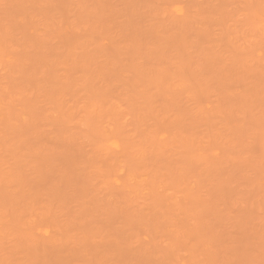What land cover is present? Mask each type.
<instances>
[{"label": "rangeland", "instance_id": "obj_1", "mask_svg": "<svg viewBox=\"0 0 264 264\" xmlns=\"http://www.w3.org/2000/svg\"><path fill=\"white\" fill-rule=\"evenodd\" d=\"M57 1L0 0V264H264V0Z\"/></svg>", "mask_w": 264, "mask_h": 264}, {"label": "bare ground", "instance_id": "obj_2", "mask_svg": "<svg viewBox=\"0 0 264 264\" xmlns=\"http://www.w3.org/2000/svg\"><path fill=\"white\" fill-rule=\"evenodd\" d=\"M8 1H9V0H8ZM33 1H34V0H33ZM55 1H57V0H55ZM81 1H82V0H81ZM81 1H80V2H81ZM84 1H85V0H84ZM86 1H87V0H86ZM86 1H85V2H86ZM94 1H95V0H94ZM57 2H58V1H57ZM85 2H84V3H85ZM112 2H113V1H112ZM139 2H140V1H139ZM7 3H9V2H7ZM101 3H102V2H101ZM25 4H26V3H25ZM27 4H28V3H27ZM65 4H66V3H65ZM81 4H82V3H81ZM96 4H97V3H96ZM102 4H103V3H102ZM113 4H114V2H113ZM118 4H120V2H119ZM16 5H17V4H16ZM22 5H23V4H22ZM56 5H57V4H56ZM56 5H55V6H56ZM58 5H59V4H58ZM58 5H57V6H58ZM66 5H67V4H66ZM78 5H79V8H80L81 5H80V4H78ZM89 5H90V4H89ZM91 5H92V4H91ZM110 5H111V3H110ZM25 6H26V5H25ZM60 6H62V5H60ZM85 6H86V5H85ZM96 6H97V5H96ZM111 6H112V5H111ZM117 6H118V5H117ZM29 7H30V6H29ZM29 7H28V8H29ZM50 7H51V6H50ZM62 7H63V6H62ZM62 7H61V8H62ZM119 7H120V6H119ZM52 8H54V7H52ZM52 8H51V9H52ZM58 8H59V7H58ZM79 8H78V9H79ZM91 8H93V6H91ZM91 8H88V9H91ZM109 8H110V7H109ZM115 8H116V7H115ZM34 9H36V6H35ZM73 9H74V7H73ZM73 9H71V11H72ZM80 9H81V8H80ZM85 9H86V8H85ZM85 9H84V10H85ZM93 9H95V8H93ZM98 9L100 10L99 7H98ZM116 9H117V8H116ZM121 9H122V8H121ZM121 9H120V10H121ZM117 10H118V9H117ZM43 11H44V10H43ZM43 11H42V12H43ZM50 11L52 12V10H50ZM87 11H88V10H87ZM101 11H102V10H101ZM101 11H100V12H101ZM33 12H34V11H33ZM37 12H38V11H37ZM42 12H41V13H42ZM56 12H59V11H56ZM73 12H74V11H73ZM89 12H90V11H89ZM92 12H93V11H92ZM95 12H96V11H95ZM30 13H31V11H30ZM30 13H29V14H30ZM46 13L48 14L49 12L46 11ZM61 13H62V12H61ZM86 13H87V12H86ZM38 14H39V13H38ZM43 14H44V13H43ZM47 14H46V16H47ZM57 14H58V13H57ZM77 14H78V13H77ZM89 14H90V13H89ZM100 14H101V13H100ZM41 15H42V14H41ZM52 15H55V14H52ZM86 15H88V14H86ZM93 15H94V13H93ZM89 16H90V15H89ZM51 17H52V16H51ZM55 17H57V16H55ZM58 17H59V16H58ZM97 17H98V16H97ZM16 18H17V17H16ZM41 18H42V16H41ZM92 18H93V17H92ZM170 18H171V17H170ZM86 19H87V18H86ZM173 19H174V18H173ZM173 19H172V21H173ZM32 20H33V19H32ZM36 20H37V17H36ZM38 20H39V19H38ZM56 20H57V18H56ZM169 20H170V19H169ZM186 20H187V19H186ZM39 21H40V22H38V23H41V20H39ZM50 21H51V20H50ZM52 21H55V20H52ZM172 21H171V22H172ZM177 21H178V20H177ZM180 21H181V20H180ZM33 22H34V21H33ZM171 22H169V23H171ZM25 23H26V22H25ZM158 23H159V22H158ZM180 23H181V22H180ZM183 23H184V22H183ZM186 23H187V22H186ZM28 24H30V23H28ZM44 24H45V23H44ZM173 24H174V23H173ZM39 25H40V24H39ZM50 25H51V24H50ZM98 25H99V24H98ZM153 25H154V24H153ZM168 25H169V24H168ZM168 25L166 24V28H169V27H170V26L168 27ZM170 25H171V24H170ZM184 25H185V24H183V26H184ZM25 26H26V25H25ZM33 26H34V25H33ZM91 26H92V25H91ZM95 26H97V24H96ZM155 26H156V25H155ZM173 26H174V25H173ZM185 26H186V25H185ZM28 27H29V26H28ZM104 27H105V26H104ZM160 27H161V24H160ZM178 27H179V26H178ZM180 27H181V26H180ZM100 28H102V27H101V24H100ZM118 28H119V27H118ZM118 28H116V29H118ZM173 28H174V27H173ZM175 28L177 29V27H175ZM175 28H174L173 30H176ZM184 28H185V27L182 28V32H183ZM28 29H29V28H28ZM103 29H104V28H103ZM110 29H111V28H110ZM110 29H109V30H110ZM120 29H121V28H119V30H120ZM133 29H134V28H133ZM163 29H164V28H163ZM163 29H162V30H163ZM171 29H172V27H171ZM178 29H179V28H178ZM180 29H181V28H180ZM30 30H31V29H30ZM33 30H34V29H33ZM33 30H32V31H33ZM88 30H89V29H88ZM98 30H100V29H99V26H98ZM101 30H102V29H101ZM112 30H113V29H112ZM119 30H118V31H119ZM122 30H123V29H122ZM173 30H172V32H173ZM12 31H13V30H12ZM89 31H90V30H89ZM95 31H96V30H95ZM110 31H111V30H110ZM116 31H117V30H116ZM128 31H129V30H128ZM134 31L136 32L137 30H134ZM163 31H164V30H163ZM169 31H170V28H169ZM176 31H178V30H176ZM184 31H186V30H184ZM34 32H35V31H34ZM34 32H33V33H34ZM105 32H106V31H105ZM105 32H104V34H105ZM119 32H120V31H119ZM159 32H160V29H159ZM161 32H162V31H161ZM161 32H160V33H161ZM166 32H167V31H166ZM4 33H5V32H4ZM31 33H32V32H31ZM33 33H32V34H33ZM114 33H115V29H114L113 34H114ZM122 33H124V31H123ZM137 33H138V32H137ZM164 33H165V32H164ZM177 33H178V32H176V34H177ZM19 34H20V33H19ZM138 34H139V33H138ZM154 34H155V33H154ZM161 34H162V33H161ZM173 34H175V33L173 32L171 35H173ZM178 34H180V33H178ZM183 34H184V33H183ZM257 34H258V33H257ZM8 35H9V34H8ZM17 35H18V34H17ZM28 35H29V34H28ZM52 35H53V34H52ZM162 35H163V34H162ZM165 35H166V34H165ZM165 35H163V37H164ZM167 35H168V33H167ZM167 35H166V36H167ZM171 35H168V36H171ZM258 35H259V34H258ZM260 35H261V33H260ZM9 36H10V35H9ZM24 36H25V34H24ZM110 36H111V34H110ZM114 36H115V34H114ZM114 36H112V38H114ZM174 36H175V35H174ZM245 36H246V35H245ZM255 36H257V35L255 34L253 37H255ZM2 37H3V36H2ZM13 37H14V36H13ZM19 37H20V36H19ZM108 37H109V36H108ZM156 37H157V36H156ZM258 37H259V36H258ZM17 38H18V37H17ZM72 38H73V37H72ZM117 38H118V37H117ZM10 39H11V38H10ZM10 39H9V40H10ZM18 39H19V38H18ZM110 39H111V38H110ZM133 39L135 40V38H133ZM22 40H23V39H22ZM71 40H72V39H71ZM117 40H118V39H117ZM3 41H4V40H3ZM33 41H34V39H33ZM113 41H114V40H113ZM262 41H263V38H262ZM5 42H6V41H5ZM34 42H35V41H34ZM93 42H94V41H93ZM109 42H110V41H109ZM0 43H2V42H0ZM3 43H4V42H3ZM13 43H14V42H13ZM36 43H37V42H36ZM58 43H60V42H58ZM9 44H10V43H9ZM9 44H8V45H9ZM14 44H15V43H14ZM34 44H35V43H34ZM34 44H33V45H34ZM52 44H56V42H54V43H52ZM124 44H125V43H124ZM11 45H13V44H11ZM17 45H18V44H17ZM89 45H90V44H89ZM111 45H112V44H111ZM126 45H127V44H126ZM13 46L15 47L16 45H13ZM90 46H91V45H90ZM97 46H98V45H97ZM109 46H110V44H109ZM113 46H114V45H113ZM124 46H125V45H124ZM128 46H129V45H128ZM6 47H7V46H6ZM16 47H17V46H16ZM16 47H15V48H16ZM19 47H20V46H19ZM45 47H46V46H45ZM45 47H43V48H45ZM57 47H58V46H57ZM66 47H67V46H66ZM91 47H92V46H91ZM122 47H123V45H122ZM152 47H153V46H152ZM72 48H74V47H72ZM126 48H127V46H126ZM155 48H156V46H155ZM2 49H3V48H2ZM7 49L9 50V47H8ZM10 49H11V48H10ZM20 49H21V48H20ZM27 49H28V48H27ZM47 49H49V48H47ZM65 49H66V48H65ZM67 49H68V47H67ZM90 49H91V48H90ZM92 49H93V47H92ZM97 49H98V48H97ZM104 49L106 50V47H105ZM115 49H117V48H115ZM123 49H124V48H123ZM123 49H122V50H123ZM156 49H157V48H156ZM173 49H174V48H173ZM0 50H1V49H0ZM8 50H7V51H8ZM17 50H18V48H17ZM17 50H16V51H17ZM45 50H46V48H45ZM55 50H56V49H55ZM60 50H61V49H60ZM73 50H74V49H73ZM76 50H79V49H76ZM112 50H114V49L112 48ZM120 50H121V49H120ZM120 50H119V51H120ZM177 50H178V49H177ZM180 50L183 51L182 49H180ZM5 51H6V50H5ZM7 51H6V52H7ZM16 51L14 50L13 52L15 53ZM30 51H31V50H30ZM65 51H66V50H65ZM70 51H71V50H70ZM87 51H88V50H87ZM90 51H91V50H90ZM90 51H89V52H90ZM100 51H101V50H100ZM107 51L109 52L108 49L106 50V52H107ZM117 51H118V50H117ZM124 51H125V50H124ZM1 52H2V50H1ZM1 52H0V53H1ZM9 52H10V51H9ZM17 52H18V51H17ZM17 52H16V53H17ZM38 52H39V51H38ZM42 52H43V51H42ZM60 52H61V51H60ZM76 52H77V51H76ZM76 52H75V54H76ZM98 52H99V51H98ZM102 52H103V51H102ZM104 52H105V51H104ZM111 52H112V51H111ZM111 52H110V53H111ZM115 52H116V51H115ZM115 52L113 51V53H115ZM16 53H15V54H16ZM22 53H23V52H22ZM24 53H25V52H24ZM87 53H88V52H87ZM94 53H95V51H94ZM110 53H109V54H110ZM116 53H117V52H116ZM122 53H123V52H122ZM177 53H178V52H177ZM1 54H2V53H1ZM11 54H12V52H11ZM18 54H20V53L18 52ZM98 54H99V53H98ZM100 54L102 55L103 53L100 52ZM117 54H118V53H117ZM8 55H10V54L8 53ZM13 55H14V54H13ZM13 55H12V56H13ZM66 55H67V54H66ZM93 55H94V54H93ZM121 55H124V54H121ZM188 55H189V54H188ZM201 55H202V54H200L199 56H201ZM0 56H1V55H0ZM5 56H6V55H5ZM30 56H31V55H30ZM39 56H40V55H39ZM81 56H82V55H81ZM96 56H98V55L96 54ZM110 56H111V55H108L107 57L109 58ZM114 56H115V55H114ZM114 56H113V57H114ZM116 56H117V55H116ZM180 56H181V55H180ZM183 56H185V54H184ZM242 56H243V55H242ZM244 56H245V55H244ZM15 57H16V56H15ZM26 57H27V56H26ZM34 57H35V56H34ZM34 57H33V58H34ZM71 57H72V56H71ZM73 57H74V56H73ZM73 57H72V58H73ZM102 57H103V59H104V56H100L101 59H102ZM121 57H122V56H121ZM197 57H198V56H197ZM240 57H241V56H240ZM30 58H31V57H30ZM42 58H43V57H42ZM93 58H95V56H94ZM242 58H243V57H242ZM73 59H74V58H73ZM79 59H80V58H79ZM98 59H99V58H98ZM106 59H107V58H106ZM118 59H119V57H118ZM180 59H181V58H180ZM197 59H198V58H197ZM243 59H244V58H243ZM47 60H48V59H47ZM49 60H50V59H49ZM52 60H53V59H52ZM81 60H82V59H81ZM204 60H206V59H203L202 61H204ZM247 60H248V59H247ZM34 61H35V60H34ZM36 61H38V60H36ZM36 61H35V62H36ZM42 61H43V60H42ZM76 61L78 62V60H76ZM79 61H80V60H79ZM83 61H84V60H83ZM151 61H152V60H151ZM192 61H193V60H192ZM192 61H191V62H192ZM240 61H241V60H240ZM242 61H243V60H242ZM31 62H32V61H31ZM49 62H50V61H49ZM115 62H116V61H115ZM153 62H154V61H153ZM155 62H157V61H155ZM189 62H190V61H189ZM78 63H79V62H78ZM81 63H83V62H80V64H77V65H81ZM151 63H152V62H151ZM151 63H150V64H151ZM157 63H158V62H157ZM169 63H170V62H169ZM174 63H175V62H174ZM204 63H205V62H204ZM239 63H240V62H239ZM243 63H245V62H243ZM31 64H32V63H31ZM75 64H76V63H75ZM175 64H176V63H175ZM191 64H192V63H191ZM195 64H196V63H195ZM200 64H201V63H200ZM152 65H153V63H152ZM152 65H151V66L149 65V67H152ZM173 65H174V64H173ZM178 65H179V63H178ZM180 65H182V64H180ZM183 65H184V64H183ZM198 65H199V63H198ZM245 65H246V63H245ZM4 66H5V65H4ZM18 66H19V65H18ZM46 66H47V65H46ZM75 66H76V65H75ZM107 66H108V65H107ZM248 66H249V65H248ZM163 67H164V64H163ZM191 67H192V66H191ZM243 67L247 69L246 72L248 71V69L250 70V67L248 68V67H246V66H244V65H243ZM243 67H242L241 69L245 70ZM3 68L6 70V69H7V65H6V68H5V67H3ZM80 68H81V67H80ZM105 68H106V67H105ZM107 68H108V67H107ZM107 68H106V69H107ZM173 68H175V67H173ZM173 68H172V69H173ZM218 68H219V67H218ZM11 69H12V68H11ZM45 69H46V68H45ZM102 69H103V67H102ZM109 69H110V68H109ZM176 69H177V68H176ZM212 69H214V68L212 67ZM216 69H217V67H216ZM241 69H240V72L242 73L243 71H242ZM0 70H3V69L1 68ZM94 70H95V68H94ZM96 70H97V69H96ZM153 70H154V69H153ZM173 70H174V69H173ZM177 70H178V69H177ZM210 70H211V69H210ZM217 70H218V73H217L216 70H213V71H216V73H217V75H218L220 71H219V69H217ZM221 70H222V69H221ZM11 71H12V70H11ZM11 71H10V72H11ZM22 71H23V70H22ZM68 71H70V69H69ZM111 71H112V70H111ZM116 71H117V70H116ZM116 71H115V72H116ZM170 71H172V70H170ZM213 71H212V72H213ZM225 71H226V70H225ZM225 71H224V72H225ZM4 72H5V71H4ZM4 72H2V73H4ZM10 72H9V73H10ZM71 72H72V71H71ZM104 72H105V71H104ZM106 72H107V71H106ZM154 72H155V70H154ZM156 72H157V71H156ZM156 72H155V73H156ZM163 72H164V71H163ZM168 72H169V71H168ZM177 72H179V71H177ZM207 72H208V74L210 73V74L213 76L212 79L216 77V73H215V75H213L212 72H209V71H207ZM221 72H222V71H221ZM248 72H249V71H248ZM248 72H247V73H248ZM256 72H257V71H256ZM5 73H7V71H6ZM11 73H12V72H11ZM67 73H68V72H67ZM97 73H98V72H97ZM107 73H108V72H107ZM111 73H112V72H111ZM116 73H117V72H116ZM123 73H124V72H123ZM150 73H151V72H150ZM164 73H165V72H164ZM164 73H163V74H164ZM174 73H176V70H175ZM191 73H192V72H191ZM250 73H251V70H250V72H249L248 74H250ZM26 74H27V73H26ZM72 74H73V73H72ZM109 74H110V73H109ZM151 74H153V72H152ZM160 74H161V73H160ZM166 74H167V73H166ZM166 74H164V76H165ZM179 74H180V72H179ZM179 74H177V75L180 76ZM181 74H182V73H181ZM188 74H190V73H188ZM244 74H245V77L248 76V74L246 75L245 71H244ZM254 74H255V73H254ZM5 75H6V74H5ZM11 75H14V72H13V74H11ZM98 75H99V74H98ZM100 75H101V74H100ZM111 75H112V74H111ZM123 75H124V74H123ZM125 75H130V73H129V74L127 73V74H125ZM132 75H133V74H132ZM191 75H193V74H191ZM220 75H221V74H220ZM222 75H223V74H222ZM225 75H226V74H225ZM8 76H9V75H8ZM65 76H66V75H65ZM91 76H93V75H91ZM95 76H97V75H95ZM105 76H106V75H105ZM107 76H108V75H107ZM112 76H113V75H112ZM117 76H118V75H117ZM158 76L160 77L159 74H158ZM162 76H163V75H162ZM164 76H163V78H164ZM167 76H168V75H167ZM178 76H176V77H178ZM186 76H187V75H186ZM214 76H215V77H214ZM93 77H94V76H93ZM97 77H98V76H97ZM115 77H116V76H115ZM127 77H128V76H126L125 78H127ZM131 77H132V76H131ZM148 77H149V76H148ZM151 77H152V76H151ZM154 77H155V76H154ZM189 77H190V76H189ZM191 77H192V76H191ZM223 77H224V75H223ZM66 78H67V76H66ZM66 78H65V79H66ZM98 78H100V77H98ZM103 78H104V77H103ZM105 78H106V77H105ZM107 78H108V77H107ZM118 78H119V77H118ZM121 78H122V77H121ZM152 78H153V77H152ZM180 78H181V76H180ZM228 78H229V77H228ZM2 79H3V78H2ZM4 79H5L4 81L2 80V81L4 82V83H3V86H4L5 82H8V81H7L8 78L6 79V78L4 77ZM9 79H10V78H9ZM65 79H64V81H66ZM96 79H97V78H96ZM128 79H129V78H128ZM130 79H131V78H130ZM145 79H146V78H145ZM164 79H165V78H164ZM166 79H167V78H166ZM178 79H179V78H178ZM182 79H183V80H186V79H184L183 77H182ZM197 79H198V78H197ZM201 79H202V78H201ZM215 79H216V78H215ZM222 79H223V78H222ZM222 79H221V81H222ZM238 79H239V78H238ZM67 80H69V78H68ZM108 80H109V78H108ZM115 80H116V79H115ZM124 80H125V79H124ZM124 80H123V81H124ZM161 80H162V79H161ZM20 81H21V80H20ZM20 81H19V82H20ZM211 81H212V80H211ZM214 81H215V80H214ZM230 81H231V78H230ZM104 82H105V79H104ZM109 82H110V81H109ZM115 82H116V81H115ZM187 82H189V81H187ZM239 82H240V81H239ZM118 83H119V82L117 81V84H118ZM120 83H121V82H120ZM124 83H125V82H124ZM240 83H242V82H240ZM0 84H2V82H1ZM9 84H10V83H9ZM17 84H18V83H17ZM22 84H23V82H22ZM112 84H114V83L112 82ZM117 84H116V85H117ZM5 85H6V84H5ZM12 85H13V84H12ZM14 85H15V83H14ZM20 85H21V84H20ZM20 85H19V86H20ZM68 85H69V84H68ZM96 86H97V84H96ZM99 86H100V85H99ZM109 86H111V85H109ZM114 86H115V85H114ZM117 86H119V85H117ZM121 86H122V85H121ZM160 86H161V85H160ZM7 87H8V86H7ZM97 87H98V86H97ZM243 87H244V86H243ZM2 88H3V87H2ZM16 88H17V87H16ZM46 88H47V87H46ZM61 88H62V87H61ZM117 88H118V87H117ZM119 88H120V87H119ZM152 88H154V87H152ZM6 89H7V88H6ZM20 89H22V87H21ZM59 89H60V86H59ZM18 90H19V89H18ZM18 90H17V91H18ZM29 90H30V89H29ZM41 90H42V89H41ZM41 90H39V91L41 92ZM47 90H48V88H47ZM144 90H145V89H144ZM153 90H154V89H153ZM155 90H156V89H155ZM13 91H14V90H13ZM19 91H20V90H19ZM33 91H34V90H33ZM145 91H146V90H145ZM239 91H240V90H239ZM244 91H245V90H244ZM247 91H249V90H247ZM20 92H21V91H20ZM23 92H24V91H23ZM122 92H123V91H122ZM146 92H147V91H146ZM146 92H145V94H146ZM155 92H156V91H155ZM240 92H241V91H240ZM8 93H9V92H8ZM15 93H16V92H15ZM25 93H26V92H25ZM37 93H38V91H37ZM37 93H36V94H37ZM123 93H124V92H123ZM123 93H122V96L124 95ZM125 93H126V92H125ZM147 93H148V92H147ZM158 93H159V92H158ZM32 94H33V92H32ZM153 94H154V93H153ZM153 94H152V95H153ZM240 94H241V93H240ZM240 94H239V95H240ZM252 94H253V93H252ZM14 95H16V94H14ZM17 95H18V94H17ZM41 95H42V94H41ZM44 95H45V94H44ZM48 95H49V94H47V96H45V98H46V97H49ZM118 95H119V94H118ZM152 95H149V96L151 97ZM154 95L157 96L158 94L155 93ZM243 95H244V94H243ZM245 95L247 96V94H245ZM19 96H21V95H19ZM29 96H30V94H29ZM36 96H37V95H36ZM124 96H125V95H124ZM232 96H233V95H232ZM232 96H231V98H230V96H229L230 99L227 100V101L230 102V100L232 99ZM246 96H244V97L246 98ZM252 96L254 97V95H250L251 98H253ZM24 97H25V96H24ZM119 97H120V96H119ZM242 97H243V96H242ZM21 98H22V96H21ZM38 98H39V97H38ZM42 98H43V96H42ZM75 98H76V97H75ZM120 98H122V97H120ZM153 98H154V96H153ZM153 98L150 99V100H153V101H154ZM157 98H158V96H157ZM162 98H163V99H162V102H164V101L166 102L167 99H165V98H167V97H166V96L163 97V94H162ZM227 98H228V97H227ZM227 98H226V99H227ZM238 98H239V97H238ZM245 98H244V99H245ZM9 99H10V98H9ZM123 99H124V98H123ZM123 99H122V102L124 103L125 100H123ZM126 99H127V98H126ZM131 99H132V98H131ZM148 99H149V98H148ZM155 99H156V98H155ZM164 99H165V100H164ZM226 99H225V100H226ZM235 99H237V98H235ZM242 99H243V98H242ZM247 99H248V96H247L246 100H243V101H245V102L247 101V102H248ZM26 100H27V99H26ZM46 100H47V99H46ZM168 100H169V99H168ZM168 100H167V101H168ZM233 100H234V98H233ZM233 100H231V101H233ZM239 100H241V99H239ZM252 100H253V99H252ZM43 101H44V99H43ZM49 101H50V100H49ZM52 101H54V100H52ZM145 101H146V100H145ZM156 101H157V100H156ZM169 101H170V100H169ZM236 101H237V100H236ZM249 101H250V100H249ZM64 102H65V101H64ZM170 102H171V101H170ZM225 102H226V101H225ZM251 102H252V101H251ZM0 103H1V102H0ZM39 103H40V102H39ZM46 103H47V102H46ZM50 103H51V102H50ZM59 103H60V102H59ZM142 103H143V102H142ZM144 103L146 104V102H144ZM148 103H150V101H149ZM148 103H147V105H148ZM159 103H160V102H159ZM159 103H158V104H159ZM226 103H227V102H226ZM235 103H236V102H234V104H235ZM61 104H62V103H61ZM117 104H118V103H117ZM125 104H126V102H125ZM145 104H144V105H145ZM154 104H156V102L153 103L152 107L154 106ZM158 104H157V106H158V108H159V105H158ZM160 104H161V103H160ZM166 104L169 105L170 103H169V102H168V103L166 102ZM184 104H185V103H184ZM40 105H42V104L40 103ZM126 105H127V104H126ZM161 105H163V103H162ZM182 105H183V104H182ZM235 105H236V104H235ZM48 106H49V108H48ZM48 106H47L46 108L49 109V110L51 111V110H52V109H50L51 106H50V105H48ZM157 106H156V107H157ZM39 107H40V106H39ZM39 107H38V109H39ZM42 107H43V106H42ZM115 107L117 108V106H115ZM156 107L154 106V108H156ZM160 107H162V106H160ZM129 108H130V107H129ZM146 108H147V107H146ZM197 108H198V107H197ZM56 109H57V108H56ZM156 109H157V108H156ZM33 110H34V109H33ZM36 110H37V109H36ZM117 110H118V108H117ZM147 110H148V109H146V111H147ZM37 111H38V110H37ZM119 111H120V109H119ZM121 111H122V110H121ZM126 111H127V110H126ZM153 111H154V109H153ZM198 111H199V110H198ZM200 111H201V109H200ZM35 112H36V111H35ZM58 112H59V111H58ZM152 113H153V112H152ZM198 113H199V112H198ZM200 113H201V112H200ZM34 114H35V113H34ZM54 114H55V113H54ZM147 114H148V113H147ZM201 114H202V113H201ZM129 115H130V114H129ZM149 115H150V113H149ZM34 117H35V116H34ZM129 117H130V116H129ZM132 117H133V119H134V116H132ZM119 118H120V117H119ZM122 118H123V117H122ZM34 119H36V118H34ZM124 119H125V118H124ZM124 119H123V120H124ZM37 120H38V119H37ZM130 120H131V119H130ZM138 120H139V122H140V119H138ZM24 121H25V120H24ZM33 121H34V120H33ZM261 121H262V120H261ZM130 122H131V121H130ZM133 122H134V121H133ZM133 122L131 123V125L134 124ZM23 123H24V122H23ZM30 123H31V122H30ZM140 123H141V122H140ZM0 124H1V123H0ZM19 124H20V123H19ZM19 124H17V125H19ZM21 124H22V123H21ZM135 124H136V123H135ZM29 125H30V124H29ZM23 127H24V126H23ZM27 127H28V126H27ZM38 127H39V124H38ZM25 128H26V126H25ZM25 128H24V129H25ZM24 129H22V130H24ZM26 129H28V128H26ZM15 130H16V129H15ZM18 131H19V130H18ZM37 131H38V130H37ZM12 132H14V130H12L11 133H12ZM15 132H17V131H15ZM34 132H35V131H34ZM11 133H10V135H11ZM12 134H13V133H12ZM35 134H36V133H35ZM16 135H17V133L15 134V136H16ZM32 135H33V134H31L30 136H32ZM11 136H12V135H11ZM13 136H14V134H13ZM13 136H12V137H13ZM15 136H14L13 138H16V137H17V136L15 137ZM20 137H21V135H20ZM18 138H19V137H18ZM20 139H21V138H20ZM24 139H25V138H24ZM25 140H26V139H25ZM25 140H24V141H25ZM191 142H192V141H191ZM1 147H2V146H1ZM4 149H6V148L3 147V150H4ZM16 149H17V148H16ZM6 151L8 152L9 150H6ZM105 152H106V151H105ZM108 152H109V151H108ZM108 152H107V153H108ZM116 153H119V152H116ZM15 154H16V153H15ZM17 154H18V153H17ZM113 154H115V153H113ZM225 154H226V153H225ZM110 155H111V153H110ZM115 155H116V154H115ZM117 155L120 156V153L117 154ZM117 155H116V156H117ZM121 155H122V153H121ZM15 156H16V155H15ZM15 156H14V157H15ZM112 156H114V155H112ZM228 156H229V154H228ZM226 157H227V156H226ZM19 158H20V157H19ZM188 158H189V156H188ZM221 158H222V157H221ZM184 159H185V158H184ZM225 159H226V158H225ZM227 159H228V158H227ZM21 160H22V159H21ZM19 161H20V160H19ZM187 161H188V160H187ZM203 161H204V160H203ZM221 161H222V160H221ZM224 161H225V160H224ZM224 161H223V162H224ZM192 162H193V161H192ZM201 162H202V161H201ZM204 162L206 163V161H204ZM223 162H222V163H223ZM205 163H204V164H205ZM223 164H224V163H223ZM226 164H227V163H226ZM0 165H1V164H0ZM231 165H232V164H231ZM231 165L228 164V166L226 165V167L228 168V167L231 166ZM192 166H194V165L192 164ZM232 166H233V165H232ZM194 167H196V166H194ZM194 167H193V168H194ZM205 167H206V168H209L208 166H205ZM193 168H192V169H193ZM220 168H221V167H220ZM230 168H232V167H230ZM230 168H229V169H230ZM233 168H235V167L233 166ZM63 170H64V169H63ZM194 170H195V169H194ZM196 170H197V168H196ZM203 170H204V168H203ZM206 170H207V169H205V171H206ZM210 170H211V169H210ZM219 170H220V169H219ZM60 171H61V170H60ZM226 171H228V170H225V172H226ZM62 172H63V171H62ZM206 172H207V171H206ZM229 172H230V170H229ZM30 173H31V172H30ZM63 173H64V172H63ZM66 173H67V172H66ZM193 173H194V172H193ZM208 173L210 174V171H209ZM28 174H29V173H28ZM32 174H33V172H32ZM34 174H35V172H34ZM67 174L69 175V172H68ZM184 174H185V173H184ZM199 174H200V173H199ZM199 174H198V175H199ZM202 174H203V173H202ZM202 174H200L199 176L202 177ZM204 174H205V173H204ZM209 174H208V175H209ZM29 176H30V175H29ZM203 176H205V175H203ZM183 177H184V176H183ZM205 177H206V176H205ZM205 177H204V178H205ZM207 177H208V176H207ZM207 177H206V178H207ZM0 181H1V180H0ZM187 182H188V180H187ZM189 182H190V180H189ZM186 184H187V183H186ZM199 187H200V186H199ZM205 188H207V186H205ZM203 189H204V188H203ZM207 189H208V188H207ZM207 189H205L204 191H206ZM118 190H119V189H118ZM187 191H188V190H187ZM199 191H200V190H199ZM119 193H120V190H119ZM191 193H192V192H191ZM207 193H208V191H207ZM193 194H194V193H193ZM202 194H203V193H202ZM204 194H205V193H204ZM5 195H6V194H5ZM6 196H7V195H6ZM220 197H221V196H220ZM193 198H194V197H193ZM9 199H10V198H9ZM195 199H197V198L195 197ZM220 199H221V198H220ZM227 199H228V198H226V200H227ZM1 200H2V199H1ZM3 200H4V199H3ZM193 200H194V199H193ZM8 201H9V200H8ZM8 201H7V202H8ZM11 201H12V199H10V202H11ZM194 201H196V200H194ZM11 203H12V202H11ZM11 203H10V204H11ZM194 203H195V202H194ZM199 203H200V202H199ZM192 204H193V202H192ZM196 204H198V202H196ZM196 204H195V205H196ZM237 204H238V203H237ZM187 205H188V204H187ZM184 206H185V205H184ZM184 206H183V207H184ZM198 206H199V205H198ZM234 206H235V205H234ZM234 206H233V207H234ZM188 207H189V206H188ZM110 208H111V207H110ZM151 208H152V207H151ZM151 208H150V209H151ZM236 208H237V207H236ZM65 209H67V208H65ZM175 209H176V208H174V210H175ZM184 209H185V208H184ZM195 209H196V208H195ZM197 209H199V208L197 207ZM61 210H63V207H62ZM61 210L59 211L60 213H61ZM151 210H152V209H151ZM182 210H183V209H182ZM187 211H188V210H187ZM194 211H195V210H194ZM240 211H241V210H240ZM62 212H63V211H62ZM170 212L172 213L173 211H170ZM191 212H192V211H191ZM195 212H198V211H195ZM221 212H222V211H221ZM221 212H220V213H221ZM223 212H224V211H223ZM67 213H68V211H67ZM158 213H159V212H158ZM161 213H162V212H160L159 214H161ZM175 213H177V212H175ZM242 213L245 214L246 212H242ZM61 214H62V213H61ZM61 214H60V216H61ZM163 214H164V213H163ZM196 214H197V213H196ZM198 214H199V213H198ZM221 214H222V213H221ZM63 215H64V214H63ZM66 215H69V214H66ZM161 215H162V214H161ZM161 215H160V216H161ZM172 215H173V217H175V215H174L173 213H172ZM218 215H219V213H218ZM224 215L227 216V214H224ZM64 216H65V215H64ZM69 216H71V215H69ZM177 216H179V215H177ZM196 216H197V215H196ZM198 216H199V215H198ZM220 216H221V215H220ZM222 216H223V214H222ZM158 217H159V215H158ZM224 217H225V216H223V219H224ZM61 218H62V216H61ZM64 218H66V217H64ZM64 218H63V219H64ZM67 218H69V217L67 216ZM162 218H164V216H163ZM173 219H175V218H173ZM173 219H171V220L174 222ZM177 219H178V218H177ZM226 219H227V218H225L224 220L226 221ZM179 220H180V218H179ZM219 220H222V219L220 218ZM224 220H222V221H224ZM159 222H160V221H159ZM217 222L219 223V221H217ZM220 222H221V221H220ZM160 223H161V222H160ZM225 223H226V222H225ZM61 224H62V223H61ZM223 224H224V223H223ZM60 226L62 227L63 225H60ZM69 226H70V225H69ZM83 227H84V226H83ZM84 229H85V228H84ZM27 233H28V232H27ZM28 234H29V233H28ZM199 236H200V235H199ZM0 237H1V236H0ZM25 238H26V237H25ZM26 239H27V238H26ZM38 239H39V238H38ZM17 240H18V239H17ZM17 240H16V241H17ZM21 240H22V239H20V241H21ZM42 240H43V239H42ZM47 240L49 241V239H47ZM47 240H46V243L48 242ZM50 240H52V239H50ZM87 240H88V239H87ZM22 241H23V240H22ZM33 241H34V240H33ZM52 241H54V240H52ZM55 241L57 242V240H55ZM55 241H54V243H55ZM82 241H83V240H82ZM85 241H86V240H85ZM41 242H42V241H41ZM68 242H69V241H68ZM33 243H34V242H33ZM50 243H51V241H50ZM50 243H49V244H50ZM86 243H87V241L85 242V244H86ZM28 244H29V243H28ZM35 244H36V243H35ZM26 245H27V244H26ZM52 245H54V244H52ZM58 245H59V244H58ZM38 246H39V245H38ZM54 246H55V245H54ZM56 246H57V244H56ZM58 247H59V246H57L56 248L58 249ZM29 248H30V247H29ZM54 249H55V247H54ZM21 250H22V249H21ZM30 250L32 251L33 249L31 248ZM58 251H59V249H58ZM62 251H63V250H62ZM34 252H35V251H34ZM47 252H48V253H46V254H49L50 251H47ZM63 252H64V251H63ZM118 252H119V251H118ZM31 253H32V252H31ZM51 253H52V252H51ZM66 253H68V252H66ZM123 253H124V252H123ZM42 254H43V253H42ZM54 254H56V253H54ZM54 254H52V255H54ZM59 254H60V253H59ZM116 254H117V252H116ZM118 254H119V253H118ZM125 254H126V253H125ZM128 254H129V252H128ZM121 255H122V252H121ZM115 256L117 257V255H115ZM50 257H51V256H50ZM64 257H65V255H64ZM58 258H59V257H58ZM62 258H63V256H61V259H62ZM52 259H54V258H52ZM55 259H56V256H55ZM64 259L66 260V258H64ZM83 260H84V259H83ZM83 260H82L81 263H83ZM54 261H55V260H54ZM60 261H61V260H60ZM60 261H59V262H60ZM62 261H63V260H62ZM86 261H87V260H86ZM118 261H119V260H118ZM120 261H121V260H120ZM35 262H36V261H34V263H35ZM51 262H52V261H51ZM55 262H56V261H55ZM59 262H57V263H59ZM63 262H64V261H63ZM60 263H62V262H60ZM60 263H59V264H60ZM88 263H89V262H88ZM37 264H39V263H37ZM51 264H52V263H51ZM54 264H55V263H54ZM63 264H64V263H63Z\"/></svg>", "mask_w": 264, "mask_h": 264}]
</instances>
